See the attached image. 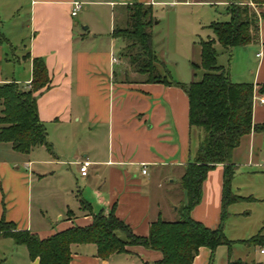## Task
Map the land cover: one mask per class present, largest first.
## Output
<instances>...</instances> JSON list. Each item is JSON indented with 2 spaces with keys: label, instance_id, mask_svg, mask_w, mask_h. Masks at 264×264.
I'll use <instances>...</instances> for the list:
<instances>
[{
  "label": "crops",
  "instance_id": "0c3cea01",
  "mask_svg": "<svg viewBox=\"0 0 264 264\" xmlns=\"http://www.w3.org/2000/svg\"><path fill=\"white\" fill-rule=\"evenodd\" d=\"M74 1L80 2L81 8L71 15ZM166 1L0 0V31L5 37L0 43V82L13 80L29 87L32 59H43L49 81L36 91V101L51 143V150L38 145L42 147L38 159L42 170L38 171L32 166L36 159L28 156L35 146L20 152L9 141H0V217L40 237L74 224H88L92 217L81 200L94 212L113 204L115 214L139 235H146L149 223L158 217H179L178 208L186 200L181 175L198 134L188 124L187 95L179 85L146 80L135 70L130 72V65L125 66L126 59L120 57L125 42L112 30L126 25L127 5L150 6L153 49L166 66L160 39L154 35L159 24L154 11L209 3L226 5L227 13L228 1L193 0L173 5ZM253 8L258 16L256 40L227 50L219 44L215 50L217 62L232 80L253 84L251 119L255 125L264 121V92L259 90L264 85V3ZM22 9L28 11V18L15 20ZM106 11L108 21L101 27L105 20H100V15ZM18 46L21 50L16 54L13 49ZM112 56L118 61H112ZM129 73L139 77L127 76ZM171 77L188 82L196 74ZM82 158L90 161L85 174L79 172ZM230 162L234 165L230 190L240 197L228 202L225 212L243 218L237 226L247 237L257 232L264 236V125L241 136ZM223 167L218 162L207 170L200 200L189 212L209 227L220 222ZM34 172L42 174L35 204ZM247 237L238 241L251 244L240 240ZM253 244L252 252L264 255L259 250L264 243ZM126 248L102 258L96 254L95 243L72 242L70 264H159L161 252L157 249L142 244ZM248 248L244 258L230 257L255 261ZM209 255V247L200 246L191 264H208ZM226 260L227 254L224 264ZM256 262L264 264V258ZM0 264H38V259L29 256L25 244L0 233Z\"/></svg>",
  "mask_w": 264,
  "mask_h": 264
},
{
  "label": "trees",
  "instance_id": "16d2710c",
  "mask_svg": "<svg viewBox=\"0 0 264 264\" xmlns=\"http://www.w3.org/2000/svg\"><path fill=\"white\" fill-rule=\"evenodd\" d=\"M228 19L208 24L212 37L200 39V61L192 62L201 67L199 77L188 82L174 80L169 70L157 57L152 43L151 26L154 18L150 6L133 3L127 5V20L123 27L115 26L112 34L124 40L120 57L128 60L133 69L144 79L179 85L188 98V124L197 129V144L191 158L185 163L181 186L186 200L179 208V217L164 220L160 217L149 223L146 235L136 234L114 212V205L92 211L90 204L81 200L91 214L85 225L74 224L49 235L40 237L26 229H18L11 220L0 217V233L11 236L16 243L27 247L31 258L38 264H70L72 242H93L96 254L102 258L113 252L126 251L128 244H142L161 252L159 264H191L200 246L210 249V258L218 244L227 245L226 264H260L253 260L231 258L229 249L232 239L226 237L222 224L226 215L225 206L240 195L230 190L234 165L230 162L232 149L241 136L251 128L254 87L251 82L234 81L225 67L217 60L214 43L223 49L244 45L256 40L258 16L250 6L261 5L264 0H227ZM5 40L0 31V43ZM49 81L45 62L41 57L32 59V74L29 87L16 81L0 82V141H9L13 149L28 152L32 147L45 145L51 150L44 123L39 118L36 91L47 86ZM259 90L264 92V85ZM222 162L223 181L220 222L216 227L204 225L190 216L191 207L200 200L201 183L206 172L214 164ZM247 243H264V236L257 232L240 239Z\"/></svg>",
  "mask_w": 264,
  "mask_h": 264
},
{
  "label": "rangeland",
  "instance_id": "374dc122",
  "mask_svg": "<svg viewBox=\"0 0 264 264\" xmlns=\"http://www.w3.org/2000/svg\"><path fill=\"white\" fill-rule=\"evenodd\" d=\"M252 8L253 4L250 5ZM175 11H172L171 7L157 8L155 12L156 18L159 20V24L156 25L154 35L159 37L161 50L164 52L166 57L167 67L170 69L169 74L172 76L174 74L179 75L181 78H188L193 73L196 74V78L200 76L202 68L193 67L192 62L199 63V44L200 39H207L208 37L214 36L212 31L209 29L208 24L210 21H222L227 20L228 15L226 13V5L224 4H209L200 3L196 5H176L174 6ZM254 9V8H253ZM255 10V9H254ZM256 12V11H255ZM115 14V11L112 12ZM79 14L74 17L76 18ZM116 17V16H114ZM28 18V11L25 9L20 10L15 16V20H23ZM100 20H105L104 24L102 22L101 27L106 25L108 21L107 11L101 13ZM79 29L80 26L78 25ZM24 30V29H23ZM157 30V31H156ZM152 32V31H151ZM153 37V34H152ZM25 44V43H24ZM219 43L215 41L214 48L219 49ZM21 47H14V51L20 52ZM125 66H128V60H125ZM131 70H134L130 66ZM139 77V74H127V76ZM144 76V75H143ZM3 143V142H2ZM30 158L36 159L32 166L35 170H42V162L38 159L42 158V147L35 146L28 155ZM37 168V169H36ZM40 168V169H39ZM42 188V174L34 172L32 175V198L33 203H36V199L39 196V189ZM242 217L234 218L226 213L224 217L223 233L230 239H233L229 254L231 256H241L244 258V249L247 246L250 254L253 253L254 260L264 258V255L258 251H253L254 244H244L238 241L240 237H247L238 228V223L242 221ZM256 248V247H255ZM227 254V245L218 244L213 252L212 257L208 258V264H224V258Z\"/></svg>",
  "mask_w": 264,
  "mask_h": 264
},
{
  "label": "built area",
  "instance_id": "2783aa9c",
  "mask_svg": "<svg viewBox=\"0 0 264 264\" xmlns=\"http://www.w3.org/2000/svg\"><path fill=\"white\" fill-rule=\"evenodd\" d=\"M193 0H167L166 2L168 4H178V3H185V4H189L191 3ZM81 8V3L80 2H77V1H74L72 2V7H71V15H75L77 13V11ZM259 53H257L256 55H258ZM112 61H118L117 57L116 56H112ZM79 162V172L81 174H85L87 172V168H88V165L90 163V161L86 158H82L81 160L78 161ZM144 164V163H143ZM142 172L145 171V167L143 166L142 167ZM260 252H264V246H261L259 248Z\"/></svg>",
  "mask_w": 264,
  "mask_h": 264
}]
</instances>
